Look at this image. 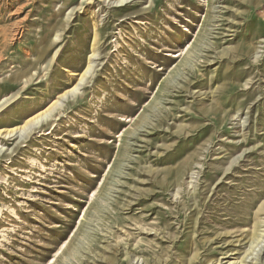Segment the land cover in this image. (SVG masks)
<instances>
[{"label": "rangeland", "instance_id": "1", "mask_svg": "<svg viewBox=\"0 0 264 264\" xmlns=\"http://www.w3.org/2000/svg\"><path fill=\"white\" fill-rule=\"evenodd\" d=\"M118 1L0 0V264H264V0Z\"/></svg>", "mask_w": 264, "mask_h": 264}, {"label": "bare ground", "instance_id": "2", "mask_svg": "<svg viewBox=\"0 0 264 264\" xmlns=\"http://www.w3.org/2000/svg\"><path fill=\"white\" fill-rule=\"evenodd\" d=\"M125 0L123 1H118V2H115V3H118V4H121V3H124ZM92 57L90 58V64H89V67L88 69L86 70L85 74L82 76V79L83 80L86 76L90 75L92 70H93V67H92ZM7 102H1L0 103V109H2L4 107V105L6 104ZM48 115V112L47 113H44V114H40L38 116H36L35 118L29 120L28 122H26L24 124L23 127L19 128V129H14V130H6V131H2L0 132V137H4V138H9L13 135H16L17 133H20V132H25V131H28L30 130L33 126H36L38 127V124L40 123V121H42L43 118H45L46 116ZM40 125V124H39ZM263 208H264V205H263ZM254 238H258V236L256 234L253 235V240H256ZM252 240V241H253Z\"/></svg>", "mask_w": 264, "mask_h": 264}]
</instances>
